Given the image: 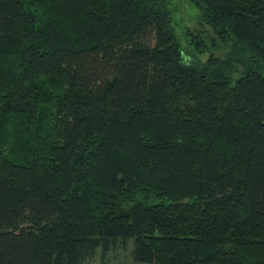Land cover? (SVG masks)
I'll return each mask as SVG.
<instances>
[{
    "label": "trees",
    "instance_id": "trees-1",
    "mask_svg": "<svg viewBox=\"0 0 264 264\" xmlns=\"http://www.w3.org/2000/svg\"><path fill=\"white\" fill-rule=\"evenodd\" d=\"M186 1L0 0V264H264V0Z\"/></svg>",
    "mask_w": 264,
    "mask_h": 264
},
{
    "label": "rangeland",
    "instance_id": "rangeland-1",
    "mask_svg": "<svg viewBox=\"0 0 264 264\" xmlns=\"http://www.w3.org/2000/svg\"><path fill=\"white\" fill-rule=\"evenodd\" d=\"M168 1L175 39L187 61L194 60V57H192L194 53L200 60H205L210 53L220 56L221 49L204 48L201 53H198L192 47L191 39L193 37L191 34H196L198 38L202 37L207 43L208 37L212 34L209 27L201 26L198 23V11L194 5L186 0ZM132 247V241L118 242L116 247L112 248L103 258L101 257V251L98 249L92 257L86 259L82 264H137L131 258Z\"/></svg>",
    "mask_w": 264,
    "mask_h": 264
}]
</instances>
